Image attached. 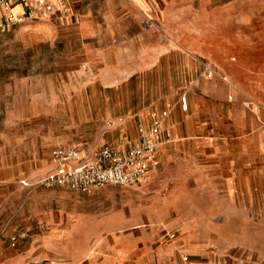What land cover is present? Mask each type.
I'll return each mask as SVG.
<instances>
[{
  "label": "rangeland",
  "instance_id": "1",
  "mask_svg": "<svg viewBox=\"0 0 264 264\" xmlns=\"http://www.w3.org/2000/svg\"><path fill=\"white\" fill-rule=\"evenodd\" d=\"M233 9V23L223 22V30L235 31L228 38L231 82L256 109L264 103V60L256 51L264 49V5ZM53 12L15 26L0 21V254L11 258L35 247L27 264H184V255L195 258L182 241L185 223L226 224L243 215L199 212L206 205L194 181L182 187V175L193 166L182 164V148L169 150L139 186L82 193L40 185L57 147L92 153L120 145V134L103 132L105 115L138 110L144 93L136 79L115 89L92 82L97 69L87 65L88 39L75 25H56ZM190 156L192 163L196 153ZM244 217L261 222L259 214ZM230 232L216 239L221 247L228 246Z\"/></svg>",
  "mask_w": 264,
  "mask_h": 264
},
{
  "label": "crops",
  "instance_id": "2",
  "mask_svg": "<svg viewBox=\"0 0 264 264\" xmlns=\"http://www.w3.org/2000/svg\"><path fill=\"white\" fill-rule=\"evenodd\" d=\"M48 2L56 25H75L88 39L83 46L87 65L97 69L92 82L115 89L136 79L139 93L144 91L138 110L120 118L106 113L103 132L120 134V145L111 147L128 149L137 142L139 125H149L154 113L168 111L159 164L169 150L182 148V164L193 165L182 175V187L194 181L193 191L206 205L199 212L243 215L241 221L226 224L185 223L182 241L194 254L191 258L196 264H264V103L254 109L248 97L237 93L228 61V38L235 31L232 26L223 30L225 20L233 23L236 4L264 5V0ZM256 51L263 61L264 49ZM207 64L215 69L213 76L205 70ZM98 150L79 151L87 161ZM191 150L196 153L192 163ZM251 214H259L261 222H246L244 215ZM224 229L231 230L225 248L216 240ZM34 250L11 258L0 254V264L30 263ZM166 252L173 254L171 248Z\"/></svg>",
  "mask_w": 264,
  "mask_h": 264
},
{
  "label": "built area",
  "instance_id": "3",
  "mask_svg": "<svg viewBox=\"0 0 264 264\" xmlns=\"http://www.w3.org/2000/svg\"><path fill=\"white\" fill-rule=\"evenodd\" d=\"M17 7L20 10L14 12ZM52 12L53 5L48 0H0V21L10 26L40 20ZM205 70L210 76L215 74L209 64ZM182 104L187 108L186 98H182ZM260 107L264 111V104ZM167 116L166 110L154 113L149 125H139L137 142L128 149L103 146L87 161L76 147H57L52 155V169L40 180V185L89 193L109 185L131 187L146 183L159 166L160 136ZM16 243L17 238L13 237L12 245ZM182 261L196 264L189 255H184Z\"/></svg>",
  "mask_w": 264,
  "mask_h": 264
},
{
  "label": "bare ground",
  "instance_id": "4",
  "mask_svg": "<svg viewBox=\"0 0 264 264\" xmlns=\"http://www.w3.org/2000/svg\"><path fill=\"white\" fill-rule=\"evenodd\" d=\"M20 10V7H17L16 9H14V12H18Z\"/></svg>",
  "mask_w": 264,
  "mask_h": 264
}]
</instances>
